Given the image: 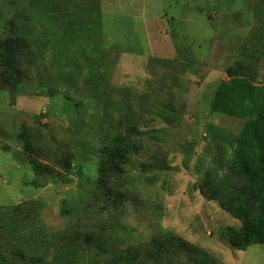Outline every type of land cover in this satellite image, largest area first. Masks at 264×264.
Instances as JSON below:
<instances>
[{"label": "rangeland", "instance_id": "rangeland-1", "mask_svg": "<svg viewBox=\"0 0 264 264\" xmlns=\"http://www.w3.org/2000/svg\"><path fill=\"white\" fill-rule=\"evenodd\" d=\"M75 1L0 0V43L26 41L22 92L0 87V207L20 206L0 215L1 264L26 239L64 252L59 264H128L129 250L137 264H264V245L231 246L242 221L201 191L232 154L221 132L245 125L211 111L217 87L238 75L264 86L257 0ZM102 40L116 46L107 57ZM107 143L129 157L104 187Z\"/></svg>", "mask_w": 264, "mask_h": 264}, {"label": "trees", "instance_id": "trees-1", "mask_svg": "<svg viewBox=\"0 0 264 264\" xmlns=\"http://www.w3.org/2000/svg\"><path fill=\"white\" fill-rule=\"evenodd\" d=\"M85 6L86 8H82L81 12L84 10V13L92 14L93 21L98 22L99 26L102 25L99 2L96 7L94 5L93 7L90 2L85 3ZM85 17V20H88V16ZM69 25L72 31L80 32L79 29H84V25L80 23L76 26ZM92 32H95L94 28ZM100 35L102 39V34ZM25 43L24 38H8L0 43V68L2 69L0 87L4 83H9L14 87V91L22 92L23 80L19 69L21 68L20 53L25 48ZM102 44L101 51L106 57L116 47L107 46L104 40ZM210 108L213 113L243 119L245 125L238 135L221 132L227 140V146L233 150L232 154L224 167H220L215 172L207 171L201 184V191L209 200H217L227 212L242 221L240 229L226 230L232 247L245 251L252 245H264V86L254 85L248 76H234L230 81L219 84ZM26 147L30 149V146ZM102 152L104 155L98 185L108 187L112 183L113 175L122 170L129 155L127 148L119 144L109 146L107 143ZM31 163L35 172L50 169L47 165L39 164L35 160ZM224 168L227 171L220 174L219 170ZM18 209H20L19 205L0 207V215L6 211ZM48 238V235H42L41 239L44 241L40 244L47 242ZM161 239L152 242V248L158 246L159 251L153 252L150 256H154L157 262L167 259V251H165L167 242ZM24 243L23 247H14L10 260L4 264H18L21 261L28 264V259H34L36 264H59L66 256L64 252L55 254L47 249L36 252V245L30 240L26 239ZM187 245L188 243L184 240L178 241L180 248ZM199 253L204 255L200 251ZM201 255H199L200 258ZM1 257L0 254V264L6 261L4 256L2 259ZM139 258L138 251L126 252L125 260L128 264H137Z\"/></svg>", "mask_w": 264, "mask_h": 264}, {"label": "crops", "instance_id": "crops-1", "mask_svg": "<svg viewBox=\"0 0 264 264\" xmlns=\"http://www.w3.org/2000/svg\"><path fill=\"white\" fill-rule=\"evenodd\" d=\"M216 1H218L219 3H222L221 0H216ZM231 4H229V6H231ZM253 8H257L259 12L264 14V0H257ZM262 20L264 21V16H262Z\"/></svg>", "mask_w": 264, "mask_h": 264}]
</instances>
